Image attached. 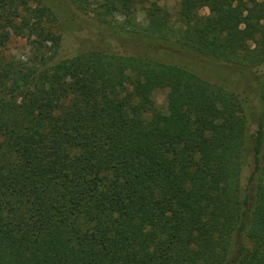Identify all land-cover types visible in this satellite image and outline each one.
I'll use <instances>...</instances> for the list:
<instances>
[{"label":"trees","instance_id":"trees-1","mask_svg":"<svg viewBox=\"0 0 264 264\" xmlns=\"http://www.w3.org/2000/svg\"><path fill=\"white\" fill-rule=\"evenodd\" d=\"M159 1L0 0V264H264V0Z\"/></svg>","mask_w":264,"mask_h":264},{"label":"rangeland","instance_id":"rangeland-1","mask_svg":"<svg viewBox=\"0 0 264 264\" xmlns=\"http://www.w3.org/2000/svg\"><path fill=\"white\" fill-rule=\"evenodd\" d=\"M184 1H187V0H161L158 2V4L173 12ZM144 7L145 6L138 7L137 10L135 11V18L140 23H144L145 21ZM199 14L201 16L207 15L208 10L201 9L199 11ZM87 23H90V19L87 16L86 17L83 16L77 23V25H80L78 27L82 26V29L80 31L78 30L70 31L64 34V38L62 42V49H61V54L63 56L65 55L68 56V55L73 54V52L80 45L85 44V40L88 37L89 30H91L89 29L90 25L87 26ZM5 31H8L9 33V39L6 42V46H5V53L11 57L21 59L22 61H25L27 58H29L31 54V46L29 45V42L27 41V39L13 34L8 29H5ZM209 76L212 77V75L210 74ZM214 78H216L215 75H214ZM261 80L264 81V68L259 69L255 74L250 75V80L248 81V84L246 83V84H243V86H240V90L245 92L244 94H246L248 98L255 104L258 98V89H259L258 82ZM237 82L238 81H235V83ZM117 88L120 90H124L126 88L131 89L126 84L125 79H122L117 84ZM153 99L158 109L160 110L166 109V90L156 91L153 95ZM254 130H255V126L251 128V131H254Z\"/></svg>","mask_w":264,"mask_h":264}]
</instances>
